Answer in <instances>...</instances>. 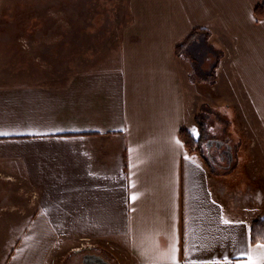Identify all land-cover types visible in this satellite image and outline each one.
Returning a JSON list of instances; mask_svg holds the SVG:
<instances>
[{
  "label": "crops",
  "instance_id": "0c3cea01",
  "mask_svg": "<svg viewBox=\"0 0 264 264\" xmlns=\"http://www.w3.org/2000/svg\"><path fill=\"white\" fill-rule=\"evenodd\" d=\"M124 4L117 26L97 31L108 32L104 52L118 50L115 69L96 72L88 59V70L76 65L70 75L0 76V184L18 181L24 192L22 246L7 264H56V252L92 243L126 252L133 264H173L167 253L177 240L180 264H243L241 252L258 250L248 229L264 220V18L255 13L264 0ZM196 29L221 50L215 111L233 124L237 117L255 140L232 172L246 164L255 184L229 203L181 138L209 80L193 76L190 55L176 54ZM16 83L22 118L14 116Z\"/></svg>",
  "mask_w": 264,
  "mask_h": 264
},
{
  "label": "rangeland",
  "instance_id": "374dc122",
  "mask_svg": "<svg viewBox=\"0 0 264 264\" xmlns=\"http://www.w3.org/2000/svg\"><path fill=\"white\" fill-rule=\"evenodd\" d=\"M125 1H1L0 25L7 29V31L5 30L7 33L4 34L0 31V76H10L8 80L11 77H13L12 79L16 77L19 80L22 78L17 77L30 75H70L75 71L74 67L76 65L84 67H79L78 71L88 70V59L96 61L94 69L96 72L104 71L106 65L115 69L119 66L118 50L115 47L112 52L110 49L109 53L104 52V42L108 38V32L105 35H97V31H100L101 28H103L101 30H112L117 26L114 21L112 22V19L118 16L120 9L122 10L125 5ZM20 28H26V31H21ZM93 31L96 32L95 36L90 34ZM209 44L216 52L211 50L206 59L200 61L198 69L204 76L212 73V67L218 59L217 55L221 54V50L216 45L215 48L210 41ZM92 46L96 47L95 53L90 51ZM193 74L195 77L197 73L193 72ZM194 77L192 78L193 81ZM203 85L202 95L198 96L197 93L193 92V95H197L196 98L194 97L195 103L193 105L195 114L191 130H187L191 132L190 134L195 139H200L202 132H200L201 129L196 118L199 114L206 117V136L202 140V145L205 143L204 145L207 146L203 148L204 154L211 159L213 172L211 169H209V172L213 177L215 190L218 193H223L225 201L229 203L234 191L236 190L239 193L241 185L246 189L253 186L255 182L249 175L246 164H242L243 167L238 165V168H240L239 173L232 176L233 168L231 169V167L234 166V163L228 161V156L224 153L226 148H218L215 144H213L214 147H208V141L216 139L218 142L226 141L227 144L229 143L233 160L237 161L243 157L242 155H251L247 151H249L250 145L255 144V140L249 126L247 128V125H243L237 117L235 124H233L227 114L223 115L222 112H219L220 110H216V113L215 108L217 109V107L215 104L218 103L215 95L217 94L215 92V81L212 82L209 79L208 83ZM13 86L21 90L17 95L18 101L14 116L22 118L25 101L24 86L22 83H16ZM9 96L10 94L7 95V99ZM21 186L22 183L18 181L5 180L0 184V211L6 209L0 216V264H7L9 257L17 249H21L22 246L20 243L25 228L22 226V222L18 221L22 219L23 214L24 192L20 189ZM237 186H240L239 189L236 188ZM10 212L15 216V219L8 218ZM85 246L87 247L80 252H56V264H62L63 259L71 264V260L76 257V253L81 254L93 250L98 253H104L105 251L106 257L113 264H133L128 254L121 252L116 247L112 248L104 244L94 243ZM82 261L80 264H82Z\"/></svg>",
  "mask_w": 264,
  "mask_h": 264
},
{
  "label": "trees",
  "instance_id": "16d2710c",
  "mask_svg": "<svg viewBox=\"0 0 264 264\" xmlns=\"http://www.w3.org/2000/svg\"><path fill=\"white\" fill-rule=\"evenodd\" d=\"M255 13L259 19L264 18V5H259L255 8ZM210 38V32L205 30V29H196L193 31V33L189 36V38L183 43L182 45H179L176 48V54L179 56L181 54H188L192 57V60L195 61V67L194 71L197 73L196 78L204 76L202 73H200L198 67L200 64V61L202 59H205L206 56L209 54L211 50L214 51V49L209 46V40ZM216 52V51H214ZM218 59L216 63L212 67V73L207 77V79H211L215 76V72L217 70L219 60H220V55H217ZM211 76V77H210ZM201 113V112H200ZM197 123L199 124L200 127V132L201 136L200 139H195L187 129H183L181 131V138L185 144V148L190 152V153H197L199 154L202 159L206 162L207 166L209 169L212 171V163L211 159L204 154L203 148L206 146L203 144L202 145V140L206 136V117H203V115L199 114L196 118ZM233 166L231 167V169ZM213 172V171H212ZM251 229L253 231V234L256 237H261L264 236V220L258 219L254 221L251 225ZM252 244H255V240L251 242Z\"/></svg>",
  "mask_w": 264,
  "mask_h": 264
},
{
  "label": "snow or ice",
  "instance_id": "6c2138e0",
  "mask_svg": "<svg viewBox=\"0 0 264 264\" xmlns=\"http://www.w3.org/2000/svg\"><path fill=\"white\" fill-rule=\"evenodd\" d=\"M225 223H233V221L225 219ZM236 223H241L240 221H237ZM249 234V247H251V242L255 240V246L258 249L257 251H244L241 252V256L246 258L243 261V264H264V236L256 237L253 234V231L251 228L248 229ZM167 257L173 261V264H180L179 259V247H178V240L176 243H174L167 253ZM225 261H228V257L224 258ZM217 264H220V262H217Z\"/></svg>",
  "mask_w": 264,
  "mask_h": 264
},
{
  "label": "flooded vegetation",
  "instance_id": "af4514ba",
  "mask_svg": "<svg viewBox=\"0 0 264 264\" xmlns=\"http://www.w3.org/2000/svg\"><path fill=\"white\" fill-rule=\"evenodd\" d=\"M5 30L7 31L6 28H4L3 26L0 25V31L3 32V33L5 34V33H7ZM19 30H21V31H26V28H24V29H23V28H20ZM11 33H12V31H11ZM25 35H26V34H25ZM212 140L216 142V139H212ZM221 142H222V141H221ZM222 144H223V145H222L220 148H222V147L226 148V149L224 150V153H225L226 155H228L227 148L230 146L229 143L227 144L226 141H224V142H222ZM214 146H215V145H214ZM214 146H213V144L208 143V147H214ZM206 147H207V146H206ZM222 159H224V158H222ZM232 172H233V170H232ZM231 174H232V173H231ZM78 252H79V251H78ZM86 254H87V253H86ZM88 254L97 255L96 252H93V251L89 252ZM103 257H104V256H103ZM105 258H106V257H105ZM105 258H104V259H105ZM106 259H107V258H106ZM106 259H105V260H106ZM107 260H108V259H107ZM90 261H92L91 264H101V262L98 261V260H96L95 258L90 259ZM62 264H67V260H64ZM82 264H84L83 261H82Z\"/></svg>",
  "mask_w": 264,
  "mask_h": 264
},
{
  "label": "water",
  "instance_id": "95a60500",
  "mask_svg": "<svg viewBox=\"0 0 264 264\" xmlns=\"http://www.w3.org/2000/svg\"><path fill=\"white\" fill-rule=\"evenodd\" d=\"M210 144H212V143L210 142ZM221 145H222L221 143H217L218 147H220ZM229 157H230V161H231L232 160V153L231 152H229ZM93 258H95L96 260L100 261L101 264H111L109 261L105 260L102 256L90 255V254L89 255H84L83 263L84 264H91L92 261H90V259H93Z\"/></svg>",
  "mask_w": 264,
  "mask_h": 264
}]
</instances>
